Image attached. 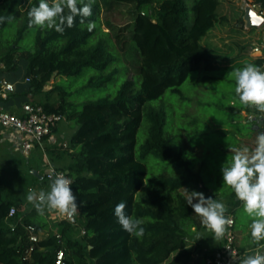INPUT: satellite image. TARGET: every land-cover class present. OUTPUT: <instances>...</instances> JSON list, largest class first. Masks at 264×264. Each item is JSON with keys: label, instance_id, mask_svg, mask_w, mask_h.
<instances>
[{"label": "trees", "instance_id": "1", "mask_svg": "<svg viewBox=\"0 0 264 264\" xmlns=\"http://www.w3.org/2000/svg\"><path fill=\"white\" fill-rule=\"evenodd\" d=\"M27 1L0 0V38L14 20L16 10L26 7ZM250 1L264 8V0ZM91 3V16H76L72 27L65 24L64 31L57 32L55 27L29 24L28 11L39 4V0H32L13 41L0 53V66L14 72L15 56L22 58L30 78V83L21 85L5 104L9 110L32 101L29 95L42 93L55 77L68 83L94 73L86 86L100 87L110 83L118 73L114 69L104 75L115 57L106 41L94 42L100 31L102 6L132 4L138 11L130 48L138 54L140 62L137 89L134 83L126 81L114 94L76 103L68 101L73 93L64 83L58 87L63 95L57 107L35 102L49 113L64 115L77 126L70 139V154L76 161L68 167H59L69 171L73 179L87 247L79 251L78 243L73 246L64 242V233L75 227L64 222L59 228L62 243L55 237L42 240L35 245L30 259L24 260L28 246L24 227L32 225L42 231L45 224L36 220L40 216L37 209L28 216L20 215L19 205L4 198L0 186V264H55L59 249L65 250V264H202L206 259L194 262L189 243V236L193 229L199 228L201 219L188 200L192 191L212 196L202 172L209 166V160L205 157L203 166L196 170L198 159L190 155L189 159L184 158L167 135L165 107L151 104L162 101L168 91L169 97H182L180 88L192 73L217 71L215 61L220 57L212 55L202 40L221 22L217 12L222 1L91 0ZM68 11L66 8L64 14ZM89 21L94 22L91 31ZM250 63L264 65V59ZM245 109L249 107L242 103L237 114L248 121L232 125L244 129L243 138L256 136L259 130L252 129L256 121L243 117ZM144 122L146 139L137 150ZM181 191L189 194V199ZM121 201L126 202L128 214L143 218L142 237L129 234L118 223L114 209ZM12 207L17 209V215L11 221L18 223L21 219L16 232L6 222Z\"/></svg>", "mask_w": 264, "mask_h": 264}, {"label": "rangeland", "instance_id": "2", "mask_svg": "<svg viewBox=\"0 0 264 264\" xmlns=\"http://www.w3.org/2000/svg\"><path fill=\"white\" fill-rule=\"evenodd\" d=\"M221 1L217 12L221 22L202 40L203 45L212 55L220 57V60L215 61L217 71L206 73L199 70L192 73L180 88L183 93L182 97L177 95L169 97L170 92L168 91L162 101H155L151 105L157 108L165 107L168 116L167 135L174 140L176 150L180 151L184 158L189 159L190 155L198 159L196 170L203 166V159L208 158L209 166L204 167L202 171L205 184L212 192V197H216L225 204V215H230L235 219L234 232L238 251L240 253L247 252V255H250L255 252L253 244H263L264 240L259 242L252 240L249 226L255 217L244 211L243 202L237 201L233 189L223 183L221 166L227 158L230 159V155H233L230 149L247 146L251 150L255 147V136L243 138L244 129L241 126L232 125L243 121L246 123L248 120H243L242 116L237 114L242 103L235 93L234 77L229 73L232 69L250 63L254 53H257L253 51L255 47H263L264 24L257 28H249L244 17L249 7L254 11H257L258 8L264 10V8L261 5H257L255 8L250 0ZM31 2L32 0H28L26 7ZM26 7L16 10L14 20L3 32L0 38V53L6 51V46L13 41L16 30L22 26ZM137 13V9L132 4L102 6L99 15L100 31L94 42L106 41L109 50L115 57V61L104 73V75H108L112 70L117 69L118 73L110 83L100 87L86 86L91 74L94 73L88 74L86 78L71 80L68 83H65L60 77H55L42 93L30 94L29 99L33 102L48 103L57 107L63 95L62 90L58 87H63L64 83V87L73 93L68 101L76 103L97 101L114 94L126 81L134 83V88L137 89L140 80L137 69L140 62L138 54L131 52L130 49L131 31ZM15 59L17 61L15 72L7 70L3 66H0V72L9 79L12 77V82L16 84V90L19 91L21 85L30 82H26V79L29 78L26 63L19 56H15ZM205 77H213L217 80L208 81ZM82 88H86V90L82 92ZM79 90L81 93L77 94ZM258 110L260 111L259 108ZM258 110L254 112L258 113ZM13 111L15 112V109ZM242 113L244 118H249L253 114L250 109H245ZM141 128L137 138V150L145 142L147 124L144 122ZM59 129L66 136L68 148L60 140L58 144L46 147V151H43L39 145L34 146L29 156L23 155L20 150V135L13 132L8 136L4 135V138L0 136V186L3 188L4 198L21 201L23 210L19 214L22 216H28L36 211L35 206L31 208L26 206L34 205V202H29L26 199L29 190L35 191L37 194L41 190H50V184L46 180L33 174V171L36 170L40 172L41 177L44 176L47 168L46 154L48 160L61 167H68L76 161L75 157L70 154V139L77 126L71 120L65 119L60 123ZM181 193L189 199V194L184 191ZM53 215L54 210L45 208L43 214L40 213L36 219L45 224L43 240L54 237L55 230L58 231L60 228V225H53ZM196 216L201 219L200 226L193 229L189 236L194 262L198 259L216 256L221 252L224 244L223 235L217 237L202 223V217L198 214ZM82 220L81 217L79 227H72L64 233V242L68 241L73 246L78 243L79 251L85 250L88 244L86 238L81 235ZM202 264H206V260Z\"/></svg>", "mask_w": 264, "mask_h": 264}, {"label": "clouds", "instance_id": "3", "mask_svg": "<svg viewBox=\"0 0 264 264\" xmlns=\"http://www.w3.org/2000/svg\"><path fill=\"white\" fill-rule=\"evenodd\" d=\"M79 4V6H78ZM68 9V14L65 9ZM92 15L91 0H39L38 6L28 11L29 24L55 27L57 32L64 31V25L72 27L76 16ZM2 19V18H0ZM83 22V20L81 21ZM94 22H88L91 31ZM235 80V93L243 104L254 105L264 111V65L246 63L244 66L232 69L229 73ZM231 158L221 166L222 180L230 186L238 200L243 202L244 211L254 215L250 224V234L254 242L264 240V131H258L254 149L242 146L230 149ZM73 180L70 173L61 172L53 179L50 190H41L38 194L29 190L26 199L34 202L37 211L43 214L45 208L58 210L68 217H73L78 211L77 195L72 189ZM188 205L195 214L202 217V223L213 231L217 237L223 235L226 226L232 224L226 216L225 204L202 192L192 191ZM125 201L116 204L114 214L120 226L129 234L142 237L145 233L143 218L128 214ZM264 248V245H259ZM239 264H264V251H255L240 260Z\"/></svg>", "mask_w": 264, "mask_h": 264}, {"label": "built area", "instance_id": "4", "mask_svg": "<svg viewBox=\"0 0 264 264\" xmlns=\"http://www.w3.org/2000/svg\"><path fill=\"white\" fill-rule=\"evenodd\" d=\"M257 8V5H254ZM259 15L264 16V10L258 8L256 11ZM254 52H260V48L256 47L253 49ZM26 82H30V78L26 79ZM16 93V84L9 80L7 77L0 73V130L8 134L16 133L19 136V147L23 155L29 156L34 146L39 145L44 148V142L46 140H53L56 130H58L59 125L63 122L66 117L60 113H49L45 111L44 107L33 102L28 101L23 103L19 112H14L5 107V104L11 99V97ZM67 147L66 145H64ZM47 168L43 178L51 184L55 176L61 172L69 173V171L57 166L53 162L47 159ZM73 180V179H72ZM72 189L75 194L73 184ZM76 195V194H75ZM78 204V203H77ZM17 215V209L12 207L9 210L6 222L8 223L12 232H16L18 223H13L11 220ZM232 220L231 225L226 226V231L224 232V246L223 255L215 256L206 259V264H235L240 258L239 251L236 247V234L234 232L235 219L230 216ZM81 218V207L78 204V211L73 217H68L67 215L56 210L52 217V223L54 226L60 225L62 222L69 223L75 227H79V222ZM81 227V235H86V230ZM25 234L27 236L28 246L25 250L24 260H29L32 253L35 250V245L43 240L44 232L43 230L38 231L36 227L28 225L24 227ZM56 229V228H54ZM54 237L62 243V234L59 230H55ZM65 250L59 249L56 253L55 264H65Z\"/></svg>", "mask_w": 264, "mask_h": 264}, {"label": "crops", "instance_id": "5", "mask_svg": "<svg viewBox=\"0 0 264 264\" xmlns=\"http://www.w3.org/2000/svg\"><path fill=\"white\" fill-rule=\"evenodd\" d=\"M263 47H259L260 48V52H257V53H254V57L252 58V60H256V59H259V58H263L264 59V45H262ZM256 48V47H255ZM247 106H249V105H247V104H244V107H247ZM19 108L20 107H15L14 106V108L13 109H15V112H19ZM13 109H11L12 111H13ZM249 109H250V111L251 112H253V114H251V116H249V118L251 119V120H253V121H256V123H254L253 124V126H255V125H259V122L262 120V119H264V111H261L260 110V113L258 112V113H255L254 111H257L258 110V108L256 107V106H254V105H250V107H249ZM259 111V110H258ZM243 114V113H242ZM248 118V119H249ZM252 126V127H253ZM259 131H264V122H263V124L262 125H260L259 126V129H258ZM258 130H256V131H258ZM4 135L5 136H8V135H10V134H8V133H6V132H4V131H1L0 130V136H2L3 138H4ZM252 136H254V135H252ZM256 137V136H255ZM60 138V139H59ZM60 140H62L63 141V145H66L67 147H68V144H67V142H66V136H65V134L63 133V131L62 130H60L59 128H58V131L56 132V134L54 135V139L53 140H46L45 142H44V148H43V151H46V147H50V146H54V145H56V144H58L59 142H60ZM66 147V148H67ZM47 159H48V156H47V154H46V161H47ZM55 164V163H54ZM58 166V165H57ZM34 173H37L38 174V176H36ZM33 174L36 176V177H39L40 179H42V180H45L43 177H41V174H40V172L39 171H36V170H34L33 171ZM51 185V184H50ZM2 194H3V192H2ZM4 197V196H3ZM15 203H17L18 205H19V209H18V212L20 213L23 209L21 208V207H23L22 205H21V201H14ZM33 204V203H32ZM28 208H31V207H33L34 205H26ZM54 210V214H55V212H56V210L55 209H53ZM223 236H224V233H223ZM237 242V241H236ZM223 243H224V239H223ZM255 245V246H254ZM259 245H264V243L263 244H259ZM223 246H224V244H223ZM236 247H237V245H236ZM253 247H254V249H253V251H264V250H261V248H259L258 247V244L256 243V244H253ZM242 249H243V247H242ZM242 249H241V251H242ZM252 251V250H251ZM239 254H240V258L238 259V261L235 263V264H239V262H240V260L241 259H243L244 257H246L247 256V252H244V253H240L239 252ZM223 255V248L221 249V252L220 253H218L216 256H222ZM211 257H215V256H211ZM211 257H208V258H211ZM208 258H206V259H208ZM199 260V259H198ZM197 260V261H198Z\"/></svg>", "mask_w": 264, "mask_h": 264}, {"label": "water", "instance_id": "6", "mask_svg": "<svg viewBox=\"0 0 264 264\" xmlns=\"http://www.w3.org/2000/svg\"><path fill=\"white\" fill-rule=\"evenodd\" d=\"M245 22L247 27L249 28H257L264 24V16L259 15L256 11H254L251 7H249L245 14ZM264 122V119H262L259 122V125H255L252 127L253 130H258L259 126L262 125ZM249 123V122H248ZM36 176H38L37 173H34ZM237 201H240L237 199Z\"/></svg>", "mask_w": 264, "mask_h": 264}]
</instances>
